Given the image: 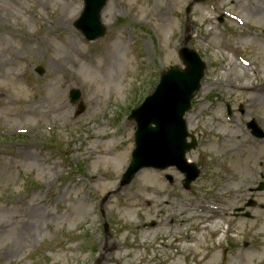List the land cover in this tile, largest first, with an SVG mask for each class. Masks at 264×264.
I'll use <instances>...</instances> for the list:
<instances>
[{"label":"rangeland","instance_id":"rangeland-1","mask_svg":"<svg viewBox=\"0 0 264 264\" xmlns=\"http://www.w3.org/2000/svg\"><path fill=\"white\" fill-rule=\"evenodd\" d=\"M231 1L187 11L192 0H109L106 35L87 41L74 26L81 0H0V247L14 251L28 205L37 210L30 236L0 264H264V191H252L264 175V136L247 126L255 120L264 133V99L246 88L264 82V10ZM184 41L207 64L186 114L198 139L186 157L201 175L187 190L175 167L142 169L121 187L135 147L131 109L163 70L184 68ZM231 149L254 168L239 198L226 181ZM251 198L256 207H246ZM223 202L229 230L202 235L191 217L208 214L185 206ZM187 234L197 242L177 246Z\"/></svg>","mask_w":264,"mask_h":264},{"label":"water","instance_id":"water-1","mask_svg":"<svg viewBox=\"0 0 264 264\" xmlns=\"http://www.w3.org/2000/svg\"><path fill=\"white\" fill-rule=\"evenodd\" d=\"M107 1L84 0L85 9L75 22V26L88 40H95L106 34V28L101 22V11ZM197 1L203 0H194ZM180 55L186 68L183 70L173 66L163 71L155 92L141 107L132 112L130 119L137 121V146L133 153V162L123 176L122 186L130 184L137 172L144 167L165 169L176 166L187 174L185 182L187 187L200 174L197 166L186 159V153L195 148L197 143L194 137L191 143L187 142L189 134L184 115L190 110L191 101L201 87L206 64L187 46L181 48ZM38 72L43 73L40 68ZM79 97V92H72L73 101ZM250 127L256 135H261L254 122ZM263 189L264 183H261L258 190ZM253 204L252 201L249 203Z\"/></svg>","mask_w":264,"mask_h":264},{"label":"bare ground","instance_id":"bare-ground-1","mask_svg":"<svg viewBox=\"0 0 264 264\" xmlns=\"http://www.w3.org/2000/svg\"><path fill=\"white\" fill-rule=\"evenodd\" d=\"M234 1V0H233ZM231 1V2H233ZM264 10V1L263 0H258V4L257 6H255L254 10H251L254 13H259L261 11ZM233 19L238 22L240 24V21L236 18L233 17ZM246 39L245 41H249L250 39L253 40V38L249 37V38H243ZM244 41V42H245ZM244 42H241L242 44H244ZM250 67H252V64L249 65ZM215 83L217 82H213L214 85H216ZM247 90L249 91H254L256 92L257 96L255 95L254 99L256 101L260 100V98L264 99V82L260 83V84H250L248 83V86H246ZM218 122H216V124L218 125ZM214 126H216V124L213 122ZM242 132V137L246 134V132L244 133V131L242 129H240ZM241 136H235V138H241ZM94 139V138H93ZM226 138L222 139L221 142H225ZM249 143H252V145L254 144L253 140L248 139L247 140ZM223 145V144H222ZM220 145V146H222ZM219 147V146H218ZM239 149V148H237ZM237 149H231L232 153L234 154V159H233V163H232V167L233 172L232 175L230 177H226L227 178V182L229 181V183H233L236 186L234 188L231 189V197L232 198H239L241 195L244 194V191L246 190V184L247 181L246 180V176L251 177L254 173V168L251 166L250 162H245L242 159L241 154H239ZM231 150L229 152H231ZM218 152L221 151V147H219V149L217 150ZM110 152H106V151H102L100 152V156L99 158L102 157H106ZM244 156V155H243ZM122 161V157L121 155H116L115 157V161H112L111 164V173L116 172L117 168H118V162ZM243 170L244 172H246L247 174H245L244 172H242L241 170ZM227 184V183H226ZM228 185V184H227ZM223 207H219L218 209H215V211L212 210V207L210 205H200L197 206L196 204L192 203L190 206H185L186 210L189 209H193V211L195 213H201L202 215H206L208 214L207 220L205 222L204 225H202L201 229V234L203 235L204 233H206V231L209 232H213L214 230L218 229V228H223V224L227 223L226 222V218H228V213H227V207L231 206V202H223ZM29 208V212H28V217H27V221L24 222L21 225L20 230H18L16 232L15 238L12 241V243L15 245V250L14 251H10L8 252V250L5 247H0V257L7 259L10 258L14 253H16L17 248L20 245V242L23 241L24 239H26V234H28L30 236V228L34 226V221L36 220V209H32V206L28 205ZM181 211V209H180ZM3 225H0V230L2 229ZM225 234L228 231V228H226V230H224ZM0 235H1V231H0ZM169 235V231L166 232V236ZM176 243L177 246L179 247H186L189 246L191 243H196L197 242V237L195 236H189L187 234V236L184 237H176ZM171 245V244H168Z\"/></svg>","mask_w":264,"mask_h":264}]
</instances>
